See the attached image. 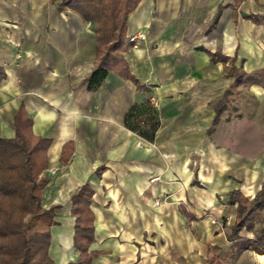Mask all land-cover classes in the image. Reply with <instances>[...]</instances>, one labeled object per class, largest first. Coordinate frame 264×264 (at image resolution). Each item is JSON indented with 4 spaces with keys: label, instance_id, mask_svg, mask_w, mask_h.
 Returning <instances> with one entry per match:
<instances>
[{
    "label": "crops",
    "instance_id": "1",
    "mask_svg": "<svg viewBox=\"0 0 264 264\" xmlns=\"http://www.w3.org/2000/svg\"><path fill=\"white\" fill-rule=\"evenodd\" d=\"M237 1L141 0L128 15L127 36L145 38L132 40L123 57L143 87L111 72L89 90L97 56L92 23L50 0H0L7 73L0 136L15 135L23 105L34 133L51 140L42 206L59 205L53 264L78 259L71 196L84 183L94 190L92 264H264V254L228 239L237 213L230 193L264 199V120L253 106L238 105L241 94L264 103V87L242 88L213 123L232 67L264 68V0ZM144 103L160 121L152 141L125 123L128 110Z\"/></svg>",
    "mask_w": 264,
    "mask_h": 264
},
{
    "label": "trees",
    "instance_id": "2",
    "mask_svg": "<svg viewBox=\"0 0 264 264\" xmlns=\"http://www.w3.org/2000/svg\"><path fill=\"white\" fill-rule=\"evenodd\" d=\"M59 11L70 10L86 22H91L97 39V56L94 68L86 78L89 90H96L109 73L132 79L139 87L138 79L130 72L123 53L135 43L127 36L128 15L141 0H50ZM241 0L237 1L238 2ZM236 11V8H235ZM213 60L226 61L228 57L211 53ZM234 81L224 96L215 104L213 123L234 94L242 88L257 84L264 87V68L246 72L243 67H232ZM7 73L0 58V83ZM231 111L234 110L230 106ZM15 135L0 136V264H53L49 254L51 227L57 225L52 205L45 209L42 199L51 179L46 175L49 168L48 149L51 140L34 133L33 121L23 105L14 116ZM125 123L148 140L155 138L160 125L158 112L149 103L134 104L125 115ZM64 145L62 158L68 159ZM103 168H99L101 171ZM94 190L84 183L71 196V214L75 217L74 246L79 251L77 261L68 264H92L98 252L90 250L94 241V214L90 208ZM262 194L249 198L240 190L230 193L228 202L237 205L236 218L228 239L242 249L264 254V228H255L262 211ZM187 218L193 219L189 213ZM244 229L253 231L254 237L241 236ZM30 231V232H29ZM213 246L209 250H215ZM212 261V257L209 258Z\"/></svg>",
    "mask_w": 264,
    "mask_h": 264
},
{
    "label": "rangeland",
    "instance_id": "3",
    "mask_svg": "<svg viewBox=\"0 0 264 264\" xmlns=\"http://www.w3.org/2000/svg\"><path fill=\"white\" fill-rule=\"evenodd\" d=\"M238 105L241 109H244V110H245V108H249V107L253 106L255 109L259 110V112H258L259 119L264 120V103L256 101L253 98V96L247 97L245 94H241L240 97H238ZM193 164L194 165L196 164L195 161ZM255 226H256L257 230L264 228V210L262 211L261 216H260V218H259V220Z\"/></svg>",
    "mask_w": 264,
    "mask_h": 264
},
{
    "label": "built area",
    "instance_id": "4",
    "mask_svg": "<svg viewBox=\"0 0 264 264\" xmlns=\"http://www.w3.org/2000/svg\"><path fill=\"white\" fill-rule=\"evenodd\" d=\"M138 38H145V36L143 34H140V35L136 34V35L131 36V40H135V39H138ZM51 173L55 174L56 170H54V169L51 170ZM155 179H157V178H152L151 181H155ZM154 203H155V205H159L161 203V198L160 197L156 198ZM211 222L212 223H217V219L216 218H212Z\"/></svg>",
    "mask_w": 264,
    "mask_h": 264
}]
</instances>
